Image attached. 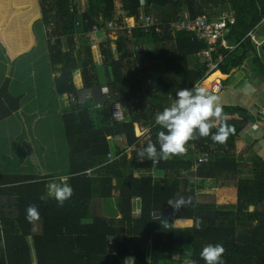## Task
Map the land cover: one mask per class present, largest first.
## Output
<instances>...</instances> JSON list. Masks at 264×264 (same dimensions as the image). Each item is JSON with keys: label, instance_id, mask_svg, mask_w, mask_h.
<instances>
[{"label": "trees", "instance_id": "trees-1", "mask_svg": "<svg viewBox=\"0 0 264 264\" xmlns=\"http://www.w3.org/2000/svg\"><path fill=\"white\" fill-rule=\"evenodd\" d=\"M75 1L0 0V45L12 61L33 49L37 22L53 26L45 37L51 68L60 73L54 78L55 88L59 95L74 97L62 119L69 151L66 176L75 191L60 207L54 199L47 203L39 199L55 176L0 172V264H33L27 236L33 237L37 264H124L129 256L135 257V264H174L176 249L190 252L188 261L206 264L200 252L209 243L225 247V264H264V168L258 164L251 177L242 178L237 175L238 161L228 156L235 153V141L248 121L240 115L241 108L223 106L235 129L226 144L201 138L190 142L186 154L155 166L137 158V150L149 140L156 142L157 133L163 130L155 126L154 115L169 106L166 98L175 99L177 90L193 87L207 74V65L197 56L207 44L171 24L184 11L190 18L205 15L210 20L231 13L234 23L228 24L225 39L234 49L217 43L225 56L218 68L229 74L254 52L248 34L264 19V0H145L143 4L140 0H119L118 4L116 0H88L81 11ZM148 16L156 23L146 30ZM129 17L135 20L132 28L125 24ZM110 22L119 26L118 57L107 42L92 43L88 37L94 25L110 33ZM78 31L83 48L77 57ZM145 44L151 49L143 50L140 45ZM193 57L198 60L194 67ZM252 61L254 70L264 75L262 58L253 54ZM9 82L6 79L0 87L1 130L5 129L3 122L20 108L22 98L11 94ZM104 85L108 93L101 95L98 104L80 99L85 90ZM114 102L131 107L120 121L113 118ZM135 124L150 129L139 138ZM119 136L126 149L112 146L110 138ZM204 152L210 159L193 170L196 156ZM153 171L163 172L162 176L155 177ZM235 177L237 189H216L213 196H199L204 201L195 197L206 180ZM225 190L234 200L235 211L216 204ZM181 195L185 196L180 199L183 206L168 204ZM97 198L111 205L103 214L98 209L92 224L85 223L97 211L93 205ZM136 198L140 212H136ZM29 203L40 210L41 220L35 224L26 219ZM250 206L254 210L247 212ZM12 208L15 212H10ZM174 220L181 226L192 220V225L173 228ZM197 221L201 222L199 229ZM165 223L169 226L164 227Z\"/></svg>", "mask_w": 264, "mask_h": 264}, {"label": "crops", "instance_id": "crops-1", "mask_svg": "<svg viewBox=\"0 0 264 264\" xmlns=\"http://www.w3.org/2000/svg\"><path fill=\"white\" fill-rule=\"evenodd\" d=\"M118 2H119V0H116L117 4H118ZM82 5H85V4L82 2ZM226 15H228V14H226ZM180 16H181V18L190 17L186 11L181 13ZM221 16H223V15H221ZM229 16L233 17L232 14ZM218 17H220V16H216V18H218ZM233 19H234V17H233ZM125 24H126L127 28L134 27L135 26L134 18L133 17L126 18ZM37 25L34 26V31L36 33L37 39L35 41V44H34V47L32 50L35 51V48L37 45L42 46V48H40L38 55L43 57L41 59L42 63H43L42 68H44L45 70L42 69L39 72H37L36 75H34V76L31 75V73L29 72L30 69L29 68L27 69V67L25 68V66H24L25 64L20 62V61L24 60L27 56H29L31 52L24 55V56H21L20 58H18L15 61H12L7 56V54L5 53V51L3 50V48L0 45V49L3 52L6 60L9 63H11V66H10L11 71L9 73L6 70L7 66H4L5 67L4 74L0 78V82L2 85L6 79H9V81H10L9 82V90H10L11 94L14 96H21L22 97L21 102H20V108L14 113L15 114V115H13L14 117L12 116L11 118H9V120L11 122L12 121L16 122L17 126H18L17 132H15V133L10 132V134H9V135H11V133H12V135L14 136L17 133V136L19 139L18 141H16L17 143L15 145V150L18 152V153H16L17 158H18V154H19L20 159L22 158V160H23L25 158V156L29 153V151L32 147L33 154H36V156H38L40 162H44V163L46 161L48 162V163H45L43 165V166H45L48 164L46 167H44V169L46 170V173H47L46 175H53V176L57 177L60 175H67V173H68L67 171H68V167H69V164H68L69 163V151H68V145H67L66 136H65V132H64V126H63L64 124H63L62 114L70 111L71 103L73 100H72V98L69 99V101L71 103H69V105H65V103H63L62 97L66 96L67 94H63V95L57 94L55 84H54V78L59 77L60 73L54 72L51 68V65H50L49 60H48L49 59L48 47H47L46 43L44 42L43 33L41 34V36H39V34H38L39 29H38ZM262 26H264V25L262 23H260L259 26H257L255 28V30H253L251 33L248 34V36L251 38V41H252V44L254 47L253 48L254 52L252 53V51H251L252 56L247 58L239 68L232 69L229 74H224L219 70L218 65L225 58V56L223 54L219 53V48L217 46V43H219V41H220V46L222 48L231 49V50L234 49V47L229 46L227 40L225 39L226 35L230 32V30H229V32L226 33L224 35V37L216 43L215 51L212 54V62L215 65V68L212 71H209V67L207 66L208 70H207L206 75H208V76L205 78L207 80L215 72H217V71L220 72L221 75L223 76L222 79H215L216 81L213 80L211 82H208L207 89L209 90V87L211 84H213L217 81H221L224 88L220 93H218V95L221 97L222 105L223 106H235V107L241 108L242 109L241 112H245V113L250 115L249 118L244 117L248 120L247 122L249 124V126H248V124L246 126H248L249 128H256L257 129V130L254 129V132H252L250 134L249 140H247L246 137L244 138L240 134V136L242 138L239 136L235 141V153L232 155H228V156H234L235 157V159L234 158H230V159H234V160L238 161V163H239L238 173L239 174H237V175L242 177V178L251 177L253 175V172H254L253 169H255V167L258 166V164H261L264 168V124L261 123L260 115H259L260 108L262 106H264V75L258 73L256 70H254V62L252 61L253 54H256L257 57L262 58V61L264 62V41L259 46L256 43V42L259 43V41L264 40V34L263 33L259 34V35L257 34V31ZM106 30L107 29L103 30V33H104L103 35H102V32L95 34V37L97 38L96 42H107L111 46L113 43L116 42V39L118 36L116 35L115 30H112V31L110 30L111 31V32L109 31L110 33H107ZM254 35H256L257 40H255L251 37V36L254 37ZM78 39L80 41V38H78ZM140 46H142L141 48L143 50H150L151 49V46L149 44L140 45ZM44 50H45V53H44ZM215 55H217L216 58H214ZM114 56L118 57V54L114 55ZM195 58H197V57L191 58L193 66L198 63V60H194ZM199 60L202 61L200 58H199ZM238 75L240 77H238ZM236 76L238 78H236ZM153 79H154V77H153ZM1 85H0V87H1ZM103 87H105V85ZM85 94L86 95L88 94L89 97L88 98L84 97ZM102 94H105V93L101 92V88L100 89L95 88L93 90H85L83 93L80 94V99L81 100L93 99V101L96 104H98L101 100ZM118 103L121 106V109L123 111V115L127 111L131 110L130 106L123 105L120 102H118ZM97 106H99V105H97ZM48 108H50L51 113L54 114L52 117H49L51 121L53 120L52 122H56V123H54V125L46 124L44 127L43 124L36 123V121H34V120H33L34 124L32 123L31 120L29 121L30 115H33V114H36L39 112H46L48 110ZM18 115H20V117ZM13 118H16V121L12 120ZM254 118H256V120ZM24 119H26V122H24ZM135 126H136V124H135ZM47 127L50 130L51 134L45 129ZM26 129L33 131L32 133H30V136H33L34 139L28 141L27 148H23L22 146L19 145V141H20V139L25 138V136H22V135L24 132H26ZM1 132H2V130L0 129V136H1L0 144L2 143V140H4V136L1 135ZM36 133H38L40 136V140H38V141L35 140V138H36L35 134ZM42 135H48L52 138L50 143L48 144L49 145V152L46 148V145L41 140ZM110 139H111L112 146H113V144H115L118 147H120L119 141L121 142V144H123V146L125 144V140L123 138H121L120 136L116 137V138H110ZM31 141H32V144L30 143ZM46 152H48V154H44ZM205 153H207L209 155L208 152H204L200 155H197L196 160L201 155H203ZM107 159H109L108 155H107ZM209 159H210V155H209ZM109 160H112V157ZM195 166H196V168L198 167V165L196 163H195ZM193 170H195V169H193ZM24 171H28V172L25 173ZM0 172L11 173L7 170H1V169H0ZM18 173H21L24 175H36V176L40 175V172L33 169V168L32 169H29V168L23 169L20 172H15V173H11V174L17 175ZM152 173H153V175L157 174V176H162L163 172L153 171ZM157 176H155V177H157ZM206 181H209V180H206ZM222 189H237V185L234 184V187H226V188H222ZM200 190H202V189H200ZM182 198H184V197H181L180 199H182ZM136 199H137L136 200V212L137 211L140 212V201H139V198H136ZM100 202H102V203H100ZM96 204L100 208H98L96 206ZM93 205H94V207H96L97 211H95V210L92 211L91 218L86 219L85 223L92 224L94 222V218L97 215H99L98 209H100V211L103 214V212L107 211V205H111V204H110V202H107V200L104 201L103 199L100 200V198H97V200L93 203ZM60 211L62 212V210H60ZM10 212H15V208H12L10 210ZM169 217H172V214H170ZM178 220L184 221V219H178ZM175 221L176 220H174L172 222L173 228H186V227H190L191 226L190 224H192V223H190V224L187 223V224H185V226H181V225H177V223H175ZM190 222H192V220ZM26 239H27L29 246H30L32 263L37 264L36 250H35V246H34L33 237L27 236ZM189 256H190V252H187V251H184L181 249L174 250V260H175L174 264H179L178 261H181L182 264L187 263ZM131 257H134V256H131Z\"/></svg>", "mask_w": 264, "mask_h": 264}, {"label": "clouds", "instance_id": "clouds-1", "mask_svg": "<svg viewBox=\"0 0 264 264\" xmlns=\"http://www.w3.org/2000/svg\"><path fill=\"white\" fill-rule=\"evenodd\" d=\"M230 118V115L224 112L221 97L201 84L197 83L191 88L179 89L170 106L155 113V126L163 130L157 133L156 142L149 140L146 146L137 150V158L140 162L150 161L155 166L162 160L167 161L174 156L186 154L190 142L201 138H210L214 143L221 145L226 144L229 137L235 134V129L228 123ZM132 147L136 148L135 145ZM29 160L41 175L47 174L36 154H33ZM68 181L69 177L66 175L50 180L46 185L45 194L39 199L47 203L51 198L58 206L63 207L75 194L74 188ZM168 204L179 208L183 206V201L170 200ZM26 213L29 223L35 224L41 220L40 210L36 204H30ZM200 224L201 222L197 221L198 229ZM168 226L167 223L164 224V227ZM225 254L226 249L222 244L209 243L202 248L200 257L206 264H225ZM4 258L6 259V254ZM124 264H135V258L131 256L125 258ZM187 264H196V261L190 260Z\"/></svg>", "mask_w": 264, "mask_h": 264}, {"label": "rangeland", "instance_id": "rangeland-1", "mask_svg": "<svg viewBox=\"0 0 264 264\" xmlns=\"http://www.w3.org/2000/svg\"><path fill=\"white\" fill-rule=\"evenodd\" d=\"M75 2H76V4L79 5V9H78L79 11H81L80 10V6L82 5V2L85 4V6H87V4H88V0H76ZM226 14L231 15V13H229V12H225L222 15L225 16ZM261 23L264 24V19L262 20ZM35 25L38 26V29H39L38 30V34H39V36H41V34L43 33V35H44V42L46 43V37L45 36H47L48 33H51L52 32L53 26H51V27H45L42 22H40V23L37 22ZM97 29H98V31L96 32V34L99 33V32H102V35L104 34L103 33V30H105V29H101L99 26L97 27ZM263 31H264V26H262L257 31V34L258 35L259 34H262V33L264 34ZM80 35H82V34L80 33V31H78L77 34H76V38H75V41H77L76 42L77 45H76V48H75V52L74 53H75V55L77 57L79 56V49L80 48H83V44L79 41V39H77L78 37H80ZM88 37H89V39H91L92 37H95V34L92 33V32H90L89 35H88ZM51 38H56V37L55 36H52ZM94 39H97V38H94ZM254 39L257 40L256 35H254ZM116 46H117V43L116 42L113 43L110 46L111 52L114 55H117L118 54L117 49H116ZM40 48H42V46L37 45L36 48H35V51L31 50V53L32 54L30 53L29 56H27L24 60L20 61L21 63L25 64L24 65L25 68L27 67V69L28 68L30 69L29 72L33 76L36 75L37 72H39L40 70H42V69L45 70L44 68H42L43 67V65H42L43 63H42V60L41 59L43 57H41V56L38 55V53L40 51ZM44 53H45V50H44ZM194 60H197V58H195ZM49 63H50V60H49ZM201 63H202V61H201ZM4 66H7L6 70L9 73L11 71V68H10L11 63H9L6 60L3 52L0 49V78L4 74V69H5ZM191 66L194 67L193 64ZM238 77H240V76L238 75ZM238 77L236 76V78H238ZM199 84H201L202 86H204L206 88L208 87V81L206 82V79H203ZM0 85H1V82H0ZM147 85H148V82H147ZM84 97L88 98L89 95L88 94L87 95L85 94ZM62 99H63V103H65V105H69V103H71L69 101L68 95L63 96ZM166 99H167V102L169 101L168 104L170 106V104L173 102L174 99H172L170 97H168ZM119 106H120V104H119ZM13 115H15V114H13ZM53 115L54 114L51 113V109L48 108V110L46 112H39V113L30 115L29 121L31 120L32 123L34 124V122H33V120H34V121H36V123L43 124L44 127H45L46 124H52V125H54V123H56V122H52L53 120L51 121L50 118H49V117H52ZM18 116L20 117V115H18ZM254 119L256 120V118H254ZM12 120L16 121V118H13ZM24 122H26V119H24ZM261 123L264 124L263 122H261ZM247 124H248V122H245L243 129L239 132V135L241 134L244 138L246 137L247 140H249L250 134L252 132H254V129L255 130H257V129L256 128H249L248 127L249 124H248V126H246ZM3 126H5V129L2 130V132H1V135L4 136V140H2V143L0 144V166L2 165L0 167V169L2 168L1 170H6V168L9 167V169H7V171H9L11 173L20 172L23 169H27V168H29V169H32L33 168V169L37 170L36 166L32 163L31 160H29V158L31 157V155H33V149H32V147H31L29 153L25 156V158L23 160H22V158L20 159V155L19 154H18V158L16 156V153H18V152L15 150V145L17 143L16 141H18L19 139H18L17 133L14 136L12 135V133L17 132V130H18L17 123L16 122H13V121L11 122L9 119H7V120H5L3 122ZM139 128L141 129L142 127L139 124H136V126H135V135H137L138 137H141L142 135L146 134L147 131L149 130L148 128H145V131L144 132H140L139 131ZM45 129L50 133V130L48 129V127L45 128ZM10 132H12L11 135H9ZM32 132L33 131H30V130L26 129V132H24L23 135H22V136H25V138H22L19 141V145L20 146H22L23 148H27L28 141L34 139L33 136H30V133H32ZM35 135H36L35 140H37V141L40 140L39 134L36 133ZM51 139L52 138L50 136H48V135H42L41 136V140L46 145V148H47L48 152H49V145L48 144L50 143ZM30 143L32 144V141ZM119 145H120V147L122 149H126L124 147L126 145L124 144V146H123V144H121L120 141H119ZM48 152H46L44 154H48ZM4 155H5V159L3 157ZM3 160H4V162H3ZM7 160H9L11 163H9V161H7ZM45 163H48V162L46 161ZM45 163L44 162H41L42 166ZM3 164H5V165H3ZM10 164L13 165L14 167L11 166ZM47 165L43 166V168L46 167ZM5 166H7V167L5 168ZM193 169H196V166L195 165H194ZM253 171H254V169H253ZM24 172L27 173L28 171H24ZM2 174H4V172H2ZM138 174L139 173H137L136 175H138ZM17 175H24V174L18 173ZM154 175L157 176V174H154ZM39 176H46V175H41L40 174ZM236 181H237V177H235V178H228V179H218V180H215V181H212V180L211 181H205L204 183H202V188H201L202 190H200L199 192H197L196 195H195V197L204 201L203 198H200L201 196H204V197L213 196V195L216 194V189H218V188L219 189H222V188H226V187H234V184H236ZM113 195H114V197H116L118 195L117 190H114ZM181 197H185V196L184 195L178 196V199H180ZM111 200H113V199H111ZM100 203H102V202H100ZM216 204L219 205V206H221L223 209H232L234 211L236 210V205L234 203V200L228 194V191L227 190H225L222 194H220L217 197ZM253 210H254V207L253 206H250L248 208V211L247 212H252ZM190 225H192V224H190Z\"/></svg>", "mask_w": 264, "mask_h": 264}, {"label": "built area", "instance_id": "built-area-1", "mask_svg": "<svg viewBox=\"0 0 264 264\" xmlns=\"http://www.w3.org/2000/svg\"><path fill=\"white\" fill-rule=\"evenodd\" d=\"M140 2L141 4H143L145 0H140ZM144 20L143 21H144L146 30H148L147 29L148 27L150 26L152 27L156 23V20L154 18H151L150 16H148ZM233 23H234V19L233 17L229 15L220 16L216 19H211V20L208 19L205 15H199L194 18H190V17L180 18L174 23H172L171 27L177 31L190 32L192 39L200 40L207 44V46L202 51H200L197 54V56L202 60V63L206 64L209 67V71H212L215 68V65L212 62V54L215 51V45L219 40H221L224 37L226 33L229 32L230 27L228 26V24H233ZM75 25L79 27L80 21H76ZM98 26L99 25H94L92 27L91 32L96 34V32L98 31L97 29ZM108 26L112 30H115V31L119 30V26L115 22H110ZM251 37L254 39L253 36ZM94 38L96 37H92L89 40L92 43L93 42L95 43L97 39H94ZM263 41L264 40L259 41V43L258 42L256 43L259 46L261 45ZM223 88L224 87H223L222 82L217 81L210 85L209 90H211L215 94H218L223 90ZM101 92H104L105 94H107L108 88L106 86L102 87ZM72 100H74V98H72ZM112 114H113L114 120L116 121H120L124 118L123 111L117 102H114L112 104ZM259 115H260L261 122L264 123V106L260 108ZM140 126L142 127L141 129L139 128L140 132H144L145 128L150 129L149 127H146V126H142V125ZM111 157L112 156L108 154V158L111 159ZM208 160H209V155L205 153L197 159L196 164L199 165L203 162H207Z\"/></svg>", "mask_w": 264, "mask_h": 264}, {"label": "bare ground", "instance_id": "bare-ground-1", "mask_svg": "<svg viewBox=\"0 0 264 264\" xmlns=\"http://www.w3.org/2000/svg\"><path fill=\"white\" fill-rule=\"evenodd\" d=\"M129 23V22H128ZM47 63V62H46ZM223 76L221 75V73L220 72H215L212 76H210L207 80H206V82L208 81V82H211V81H213V80H215V79H221ZM216 81V80H215ZM11 126V125H10ZM7 145V144H6ZM4 157V159H5V155L3 156ZM8 157V156H7ZM2 160V159H1ZM7 161H9V160H7ZM3 162H4V160H3ZM9 163H11L10 161H9ZM7 164V163H6ZM3 165H5V164H3ZM9 165V164H8ZM11 165V164H10ZM2 166V165H1ZM0 166V167H1ZM11 166H13V165H11ZM7 166H5V168H6ZM14 167V166H13ZM4 168V169H5ZM2 169V168H1ZM7 169H9V167L8 168H6V170ZM13 170V169H12Z\"/></svg>", "mask_w": 264, "mask_h": 264}, {"label": "water", "instance_id": "water-1", "mask_svg": "<svg viewBox=\"0 0 264 264\" xmlns=\"http://www.w3.org/2000/svg\"><path fill=\"white\" fill-rule=\"evenodd\" d=\"M241 116H242V117H247V118H249V117H250V115H249V114H247V113H245V112H241Z\"/></svg>", "mask_w": 264, "mask_h": 264}]
</instances>
